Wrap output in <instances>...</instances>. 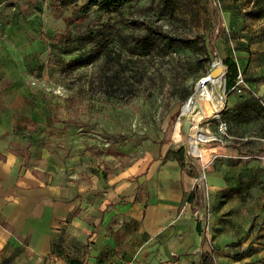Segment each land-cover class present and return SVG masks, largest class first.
I'll use <instances>...</instances> for the list:
<instances>
[{
  "label": "crops",
  "instance_id": "crops-1",
  "mask_svg": "<svg viewBox=\"0 0 264 264\" xmlns=\"http://www.w3.org/2000/svg\"><path fill=\"white\" fill-rule=\"evenodd\" d=\"M50 3L0 0V252L30 254L17 264H203L204 252L216 264H264L262 172L246 169L264 168L262 144L261 166L206 167L207 210L196 189L201 161L186 159L194 172L184 170L171 142H149L110 178L51 148L47 129L61 99L39 69L54 26ZM263 124L249 137L264 140ZM203 148L204 157L214 151ZM219 152L228 161L243 150Z\"/></svg>",
  "mask_w": 264,
  "mask_h": 264
},
{
  "label": "rangeland",
  "instance_id": "rangeland-1",
  "mask_svg": "<svg viewBox=\"0 0 264 264\" xmlns=\"http://www.w3.org/2000/svg\"><path fill=\"white\" fill-rule=\"evenodd\" d=\"M88 1L50 3L54 26L50 34L44 32L48 50L40 54L39 69L47 70L43 79L61 99L47 129L52 149L105 178L132 164L149 142L176 145L186 165L194 140L183 123L184 104H194L193 127L223 103L227 134L219 131L215 118L200 123L205 133L222 139L200 143L214 150L200 163L261 166L256 149L264 147V140L249 136L259 129L260 118L264 121V0H139L111 15L97 7L85 12ZM220 53L231 54L243 72L247 86L241 92L237 81L227 88L228 66ZM216 58L223 60L224 76L202 82ZM220 146L238 147L242 157L224 161ZM258 167L246 169L262 172L258 193L264 230V168ZM248 196L254 206V193ZM18 254L30 256L0 252V264H17Z\"/></svg>",
  "mask_w": 264,
  "mask_h": 264
},
{
  "label": "trees",
  "instance_id": "trees-1",
  "mask_svg": "<svg viewBox=\"0 0 264 264\" xmlns=\"http://www.w3.org/2000/svg\"><path fill=\"white\" fill-rule=\"evenodd\" d=\"M133 1H139V0H89L85 5H83L82 9L85 12H88L93 7H97V9L101 11L102 13L111 15L113 13L119 12L125 5ZM224 63L228 66V71L226 73V76H227L226 86L228 89H231L236 84V81L238 79L237 76L240 72V69L236 61H234L230 57L224 58ZM181 152H182V149H178L174 151V155L176 159L182 164V167L185 170L184 158L183 156L180 155ZM195 197H196V190L194 189L190 193L188 200L190 202H193ZM202 262L203 264H216V260L209 252L203 253Z\"/></svg>",
  "mask_w": 264,
  "mask_h": 264
},
{
  "label": "built area",
  "instance_id": "built-area-1",
  "mask_svg": "<svg viewBox=\"0 0 264 264\" xmlns=\"http://www.w3.org/2000/svg\"><path fill=\"white\" fill-rule=\"evenodd\" d=\"M20 1H27V0H20ZM221 66L224 68V73H225V65L223 64L222 59L216 58L215 61L212 63L210 71H212L214 68ZM224 73L221 76H224ZM237 85L240 86L238 90L241 92L245 86H247V83L245 82V78L243 75V72L240 70L238 76H237ZM225 93V90H224ZM224 93L222 92L221 98L225 100ZM217 121L219 122V131L222 134H227V124L224 122L222 115L218 116ZM191 125H193L192 119H191ZM192 128V126H191ZM211 133L213 134L212 137L207 140V141H202L203 143H206L208 141H216V140H222L219 136L215 135L212 131ZM187 155H190L193 158L203 160V155L200 152V150L197 147H192L189 144V147L187 149ZM264 159V158H263ZM196 179V189L199 193L200 196V201H201V208L207 210L210 205V193L208 190V185H207V174H206V165L202 164L201 165V170L200 173L197 175Z\"/></svg>",
  "mask_w": 264,
  "mask_h": 264
},
{
  "label": "bare ground",
  "instance_id": "bare-ground-1",
  "mask_svg": "<svg viewBox=\"0 0 264 264\" xmlns=\"http://www.w3.org/2000/svg\"><path fill=\"white\" fill-rule=\"evenodd\" d=\"M207 88H208V85L206 84V90H207ZM222 92H223V90H222ZM197 93H201V92H198V90H197ZM194 110H195V107H194V104L192 103V101H188L183 106V113L184 114L193 115V111ZM222 110H223V103H219L218 105H215L214 108L211 109V111L208 113L210 115H208V114L202 115L200 117V119H199L200 122H198L195 126H193L191 128L192 129V134H190L189 136H191L194 141H193V144H191L190 142H189V144L192 147H197L200 150V152L202 153V155L204 154L205 149L200 146V143L202 144L203 143L202 141L209 140L212 137L213 134L211 133L210 130H208L205 133V131L203 130V128L200 126V123H202L207 117L215 118L217 120L218 119V116L219 115L221 116V114H222L221 111ZM203 158H204V156H203Z\"/></svg>",
  "mask_w": 264,
  "mask_h": 264
},
{
  "label": "water",
  "instance_id": "water-1",
  "mask_svg": "<svg viewBox=\"0 0 264 264\" xmlns=\"http://www.w3.org/2000/svg\"><path fill=\"white\" fill-rule=\"evenodd\" d=\"M223 73H224V68L221 66H218V67L214 68L211 71L210 75L208 77H206L205 79H203L202 82H206L209 79H211L212 77L217 78V77L221 76ZM182 115L185 116L183 123L185 125L186 131L189 132L191 130V126H192L191 125V115L190 114L187 115L184 113H182Z\"/></svg>",
  "mask_w": 264,
  "mask_h": 264
}]
</instances>
